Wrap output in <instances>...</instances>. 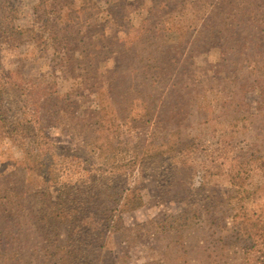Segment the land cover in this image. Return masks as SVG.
<instances>
[{"label":"rangeland","instance_id":"374dc122","mask_svg":"<svg viewBox=\"0 0 264 264\" xmlns=\"http://www.w3.org/2000/svg\"><path fill=\"white\" fill-rule=\"evenodd\" d=\"M123 1L129 5L108 7L103 0H0V80L16 85L0 99V127L23 124L22 118L31 120L38 134L48 137L52 153L58 154V168L71 166L62 170L61 182L79 187L83 183L82 193L94 188L98 194L105 187V194L126 186L136 189L140 205L114 212L110 232L98 240L103 249L88 254L86 264H264V39H259L264 34L256 27H264L260 22L264 0H247L252 5L247 14L259 21L253 27L243 26L240 34L253 36L248 44L252 52L223 26L236 12L237 0ZM148 15L153 25L139 36ZM206 17L223 30L219 38L214 32L197 33ZM67 18L80 22L79 33L76 27L65 30ZM155 22L161 26L155 27ZM164 26L169 29L162 32ZM146 38L159 46L158 52L169 51L180 61L166 72L160 64L154 72V98L150 97L151 104L145 102L155 108L150 123H143L144 105L139 101L146 92L135 91L121 103L125 108L134 100L131 121L121 128L130 148L119 147L121 154L115 156L110 149L105 154L96 150L94 156L83 147L82 130L100 129L104 121L92 114L97 94L86 87L93 80L94 88L112 80L122 94L120 90L129 84L126 67L142 57ZM122 42L133 52L124 53ZM125 55H134V60ZM150 64H156L155 58ZM136 81L140 86L139 74ZM47 90L70 97L57 107L55 100H45L40 108L38 98ZM101 96L108 99L107 93ZM167 103L174 107L172 113L163 107ZM47 107L52 111L45 114ZM58 107L62 118L56 121ZM33 110L45 114L38 116L42 123H34ZM166 138L171 140L169 147H161L164 154L156 159V145ZM108 140L116 139L111 134ZM27 144L0 128V237H5L0 250L6 239L9 242L0 262L52 264L50 258L44 262L33 253L37 239L29 226L31 215H26L27 224L15 217L21 197L25 212L35 204L29 195L35 186L21 184V168L34 166L25 153ZM135 145L140 146L138 154L145 151L148 156L142 166L129 167L127 173L125 164ZM101 163L109 170H99ZM24 190L28 193L21 196ZM51 192L49 210H54L61 200L56 189ZM98 197L112 206L106 195ZM89 227L87 239L95 245L99 224L94 221ZM68 234V225H63L59 244Z\"/></svg>","mask_w":264,"mask_h":264},{"label":"trees","instance_id":"16d2710c","mask_svg":"<svg viewBox=\"0 0 264 264\" xmlns=\"http://www.w3.org/2000/svg\"><path fill=\"white\" fill-rule=\"evenodd\" d=\"M105 5L117 7V4L129 5L128 1L123 0H103ZM114 2V3H113ZM219 8H222L221 3H217ZM250 2L247 0H237L235 4L236 12L232 15V17L228 20V22L223 23L224 29H228L232 32L231 35H234L236 38H240L243 42L242 47L245 51L252 52L253 48H249L248 44L249 39L253 38L251 34L249 35H241L242 27H253L255 24H258V18L252 13L247 14L251 8ZM258 9L257 6H254ZM108 13H110L109 9H106ZM79 12V11H78ZM218 16L222 15V12L217 13ZM67 16V15H66ZM78 19V18H76ZM221 20V18H220ZM144 24L141 25L137 31V35H145L147 32H150V28L152 27L151 19L149 15L143 19ZM201 27L197 33L202 32H214L216 36H218L223 30L215 26V20L213 22L210 18L206 17L203 21H201ZM260 22L264 23V16L261 18ZM155 27L158 25L161 26L159 22H155ZM80 26V22H75L72 18H67L65 22V30L74 29L77 33L80 32L78 28ZM259 29L260 34H264V27L261 25H256ZM169 28L164 26L161 28L162 32L167 31ZM247 31V30H244ZM157 32V31H156ZM19 32L17 34H21ZM154 34V37L157 35ZM264 39V37L259 38ZM163 42V40H161ZM93 50L98 48V45L95 41H91ZM124 50V53L133 52L131 51L124 42L121 43ZM179 45L181 44L178 43ZM142 45H145L141 49L143 55L140 59L134 60V55H125L128 58L134 60L135 63H130L128 67H126V71L128 72V80L129 84L125 86V90H120L122 94H118L116 92V88L112 84V80H107L106 84L99 83V88L96 87L97 82L93 80L91 84L86 87V89L93 90L95 94H97V109H95L92 114L97 116V118L106 123H110V126H106L104 122L102 125H99L100 129H86L82 130V132L86 133L84 138V148L88 150V153L94 154L96 150L99 151L100 154H105L108 152V149L113 151V155H120L121 151L119 147L123 149L124 146L130 148V143L128 141V137L124 140L123 135L121 133V128L126 127L127 124L131 121V112L133 110L132 103L129 102L127 106L124 108V105L121 106V103H125L129 100L130 95H134L135 91L138 93L146 92L141 98L140 103L144 105V114L142 115L145 118L144 124H148L151 122L150 114L153 111V107L147 105L151 104L150 97H153V89L156 83V75L154 74L157 69H159V65L163 66L162 70L166 72L172 65H176L180 60H177L174 56L169 55V51L166 52H158L159 46L156 45L155 42L150 41V38H146ZM169 46V45H167ZM149 47V48H148ZM174 50V46H169ZM129 54V53H127ZM157 54V56H155ZM165 54L166 56H161ZM155 58V65H151L150 61ZM233 66V64H231ZM94 68V67H93ZM120 70V69H119ZM119 70H116L119 71ZM97 72V68H96ZM142 78L141 85L137 84V75ZM9 84V85H8ZM140 87V88H139ZM16 88L15 84H10L7 81L4 83L0 80V99L3 94H8L12 90ZM119 91V90H118ZM102 93H107L108 99L103 98ZM70 94H65L64 96H59L56 94L54 90H47L43 95L38 98V104L40 108L45 106L44 103L50 100H55L57 102L53 105V107H57L58 102H62L63 99L69 98ZM119 97V100L117 98ZM154 98V97H153ZM118 101V102H117ZM73 103V102H69ZM32 105H35L33 102ZM168 106L169 112L174 111V107H171L170 104L163 105ZM60 108L58 107L54 113L56 115V121H59L62 117L59 115ZM35 111V116H37V120L34 123H42L40 117L47 114V112L51 113L52 108L47 107L45 109V114L41 113L38 110ZM124 112H127V115H123ZM60 117V118H59ZM172 119V115L168 116V120ZM23 124H17V126L0 127L4 134L8 137L20 138L22 140L28 141L27 146H25L26 155L32 160L33 167L24 166L21 168L22 176L21 184H23V188H27V186H35L33 187V191L30 192V196L32 202L35 204L29 208V212H25L23 208L24 198L18 199L16 201L15 210L20 213H15V217H20L22 221L27 224L28 220L26 215H31L32 223L29 225L33 230V233L36 235L37 243L33 247V253L42 256L44 262L50 258L51 261H54L52 264H86L88 261V257L90 253L99 254L103 249V243L98 240L104 239L105 235L110 232L111 229V220L113 218V214L116 211L125 212L128 209L136 208L140 205V197L137 194L136 189L130 188L128 186L121 187L119 190L113 194H105V188H101L100 193H94V188H92L91 192L87 194L86 192H81V183L80 187L77 183L69 182H61L63 177L62 170L71 168V166L64 167L61 164L62 168H58L59 165L55 161V157H58L56 152L51 151L50 142L48 137L40 136L36 130V128L32 125L31 120H26L24 118L21 119ZM0 122H3V119L0 117ZM96 132H99V136L96 135ZM113 134L115 137V141H109V136ZM103 139V140H102ZM101 144H97L98 141H101ZM171 140L166 138L164 141L159 142L156 145V150L153 152V156L158 159L164 153L162 151L163 147H169V143ZM104 144V145H103ZM139 147L135 145L132 148L133 156L126 162L125 167L128 173L129 167L134 168L135 166H142L143 158L147 157V152L142 151L141 154H138ZM143 147V145H141ZM162 147V148H161ZM74 156V154H73ZM76 156V155H75ZM109 159L106 160L108 162ZM87 163V160H85ZM94 165V164H93ZM98 168L99 170L108 169L103 167V164ZM117 168V167H116ZM69 170V169H68ZM109 170V169H108ZM125 171V173H126ZM31 173V174H29ZM94 182V181H92ZM85 184V183H84ZM78 186V187H76ZM56 189L58 196L61 200V204L54 210H49L52 199V189ZM88 188V187H87ZM27 190L22 191L21 196L27 194ZM74 195L77 198H74ZM100 195H106L109 199H111L110 207H107L106 200L98 197ZM6 210H4V213ZM97 219V220H96ZM16 221H20L16 219ZM90 221L91 224L96 221L99 224L98 228V236L97 240L91 241L87 239V235L91 232L90 229ZM161 224V223H160ZM63 225H68L69 234L68 237L62 245L59 244L58 240V232L60 231ZM96 227L93 229V231ZM92 231V232H93ZM177 237H181V232L178 231ZM94 234V233H92ZM1 235V232H0ZM5 237H0V240H4ZM223 239V237H222ZM220 238V240H222ZM2 242V241H1ZM7 239L4 241V245L2 250H0V258H2V254H7ZM1 244V243H0ZM0 264H4V262H0Z\"/></svg>","mask_w":264,"mask_h":264}]
</instances>
